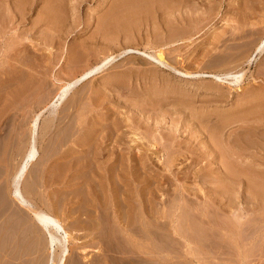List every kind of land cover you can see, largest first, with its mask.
<instances>
[{"label":"rangeland","instance_id":"obj_1","mask_svg":"<svg viewBox=\"0 0 264 264\" xmlns=\"http://www.w3.org/2000/svg\"><path fill=\"white\" fill-rule=\"evenodd\" d=\"M156 1L150 0L151 4L142 1L138 9L132 4L133 0H0V264H56L59 260L61 249L57 245L49 246L46 230L31 214L34 209L55 216L68 232L69 255L65 256L63 264H94L96 261L99 264H264V187L260 190L258 184L253 189L240 186L234 190V185L218 188L210 184L217 174L214 167L222 160L209 157L207 147L209 130L226 128L220 137L223 140L226 135H233L237 126L246 128L251 123L254 126V120L259 121L255 124L259 126L264 121V52L252 53L249 64L247 58L240 55L243 59L240 60L235 55L240 51L238 48L227 52L222 44L217 48L213 44L214 39L227 37L234 29L240 35L242 26L246 30L249 25L258 29L256 44L264 40V0H214L211 3L205 0L202 4L201 0H169L170 4L168 0ZM195 4L198 7L194 8ZM170 5L175 9L178 6L175 11L179 13ZM204 6L212 9L216 18L195 34L200 25L194 28L197 22L190 20L191 23L186 14L196 13V8L199 13ZM165 10L173 14L165 16ZM181 13L186 22L179 17ZM168 14L181 22L167 18ZM166 27H170V31ZM167 30L171 32L169 36L165 33ZM157 55L163 65L147 58ZM221 56H225L224 63ZM104 58L112 62L103 72L74 87L65 101L56 100L65 84ZM164 62L195 76L200 73L223 78L226 74L244 75L237 83L231 77L222 82L202 75L201 78H185L172 74ZM235 119H239L237 124ZM242 121L245 122L242 124ZM110 126L113 129L118 126V131L111 128L110 132ZM111 133L113 137L109 136ZM95 135L99 143L103 136L113 138L103 140L104 144L101 142L104 156L89 158L85 153L87 149L76 151L81 150L82 145L78 140L88 136L97 141L94 147L99 145ZM239 135L237 139L248 140L244 132ZM33 138L38 153L35 158L27 159L33 149ZM255 142L259 150L263 149L262 141ZM25 161L28 166L20 189L31 203V209L20 205L12 196L14 177L19 175ZM90 161L92 168L87 165ZM114 161L111 173L106 172L105 165ZM262 163L264 161L257 169L261 172L264 171ZM253 167L254 172H260ZM259 177L261 175L243 178L247 183L252 178L260 182ZM45 234L47 244L43 248L40 242Z\"/></svg>","mask_w":264,"mask_h":264},{"label":"bare ground","instance_id":"obj_2","mask_svg":"<svg viewBox=\"0 0 264 264\" xmlns=\"http://www.w3.org/2000/svg\"><path fill=\"white\" fill-rule=\"evenodd\" d=\"M3 1H5V0H3ZM21 1V0H20ZM54 1V0H53ZM134 2H132V4L134 5V6H137L138 7V9L141 7H139V4L143 1H145L144 3L145 4H147V2H149L150 3V0H133ZM154 1H156V0H154ZM165 1V0H164ZM174 0H172L171 2H173ZM202 1V2H201ZM201 1H199L201 4L202 3H204V1L205 0H201ZM26 2V1H25ZM24 2V3H25ZM142 2V3H143ZM151 2H152V0H151ZM159 1H156L155 2V4H157ZM187 2V1H186ZM207 2V1H206ZM205 2V3H206ZM211 2H214V0H208V2L207 3H211ZM252 2V1H251ZM7 3V2H6ZM23 3V4H24ZM148 3V4H149ZM165 3V2H164ZM167 3V2H166ZM185 3V2H184ZM188 3V2H187ZM190 3V2H189ZM192 3V2H191ZM229 3V2H228ZM242 3H244V2H242ZM258 3V2H257ZM260 3V2H259ZM264 3V2H263ZM3 4V3H2ZM17 4V3H16ZM123 4H124V2H123ZM151 4V3H150ZM163 4V3H162ZM168 4H170L169 3V0H168ZM239 4V3H238ZM1 5V4H0ZM11 5V4H10ZM140 5H142V4H140ZM158 5V4H157ZM173 5V4H172ZM185 5H186V3H185ZM184 5V6H185ZM197 4H195V5H193L194 6V8H195V6H196ZM253 5H254V3H253ZM16 6V5H15ZM24 6V5H23ZM133 6V7H134ZM144 6V5H143ZM142 6V7H143ZM165 6V5H164ZM167 6H169V5H167ZM209 6V5H208ZM235 6V5H234ZM257 6V5H256ZM2 7V6H1ZM3 7H5L4 5H3ZM14 7V6H13ZM18 7V6H17ZM20 7V6H19ZM18 7V8H19ZM25 7V6H24ZM148 7V6H147ZM158 7V6H157ZM178 7V6H177ZM177 7H176V9H175V7H172L171 5H170V8H172L174 11L175 10H177ZM197 7H198V5H197ZM201 7H203V6H201ZM205 7V9H200L201 11L199 12V10H198V12L199 13H197V8L196 9H194V10H196V13H192V14H190V13H187V12H189V11H185L187 14H190L189 16H187V14H186V19L187 20H193L192 22H197V24L196 25H194V28L196 27V26H199L200 25V27H197L196 29H195V31H194V33L195 32H198L201 28H203L204 26H206L207 24H209L213 19H215L214 18V16H216L215 14L213 15L212 13L213 12H211V10L212 9H210L211 7H213V6H209L208 8H209V10L208 9H206V6H204ZM242 7V6H241ZM253 7V6H252ZM260 7V6H259ZM9 8V7H8ZM7 8V9H8ZM55 8V7H54ZM116 8V7H115ZM135 8V7H134ZM133 8V9H134ZM144 8V7H143ZM160 8V7H159ZM164 8V7H163ZM254 8H256V7H254ZM3 9V8H2ZM15 9H17V8H15ZM20 9V8H19ZM130 9V8H129ZM132 9V10H133ZM142 9V8H141ZM146 9V8H145ZM162 9V8H161ZM166 9V8H165ZM169 9V8H168ZM171 9V10H172ZM184 9V8H183ZM190 9V8H189ZM191 9H192V7H191ZM250 9V8H249ZM264 9V8H263ZM3 10H5V9H3ZM2 10V11H3ZM48 10V9H47ZM147 10V9H146ZM163 10V9H162ZM186 10V9H185ZM193 10V9H192ZM1 11V10H0ZM6 11V10H5ZM17 11H18V9H17ZM121 11V10H120ZM136 11V10H135ZM178 11V10H177ZM177 11H175V12H177ZM252 11H254L253 9H252ZM4 12V11H3ZM20 12V11H19ZM23 12V11H22ZM141 12V11H140ZM160 12V11H159ZM170 12H172V11H167L166 12V10H165V16H166V14L167 13H170ZM174 12V13H175ZM181 12V11H180ZM183 12V11H182ZM190 12H192V11H190ZM194 12V11H193ZM1 13V12H0ZM47 13V12H46ZM161 13H163V12H161ZM177 13H179V12H177ZM237 13V12H236ZM248 13V12H247ZM246 13V14H247ZM254 13V12H253ZM5 14V13H4ZM19 14V13H18ZM43 14V13H42ZM116 14H118V13H116ZM151 14V13H150ZM170 14H173V13H170ZM176 14V13H175ZM182 14L183 13H181V15H179V17L181 16L182 17V22H186L185 21V15L183 14V16H182ZM244 14V13H243ZM6 15V14H5ZM9 15V14H8ZM169 15V14H168ZM240 16H242L241 15V13L239 14ZM253 15V14H252ZM259 15V14H258ZM1 16V15H0ZM7 16V15H6ZM19 16V15H18ZM150 16V15H149ZM160 16V15H159ZM162 16V15H161ZM174 16H178V15H174ZM228 16V15H227ZM9 17H11V16H9ZM41 17V16H40ZM53 17V16H52ZM124 17V16H123ZM127 17V16H126ZM145 17V16H144ZM143 17V18H144ZM170 17H172V16H170L169 15V17H167V18H170ZM180 17V18H181ZM232 17V16H231ZM256 17V16H255ZM259 17V16H258ZM1 18V17H0ZM12 18V17H11ZM116 18H117V16H116ZM152 18V17H151ZM174 18V20L175 21H180V20H177L175 17H173ZM173 18H170L171 20H173ZM180 18H178V19H180ZM239 18V17H238ZM248 18V17H247ZM250 18V17H249ZM262 18V17H261ZM2 19V18H1ZM3 19H4V17H3ZM6 19V18H5ZM61 19V18H60ZM64 19V18H63ZM160 19V18H159ZM164 19V18H163ZM241 19V18H240ZM245 19V18H244ZM105 20V19H104ZM119 20V19H118ZM152 20V19H151ZM170 20V21H171ZM239 20V19H238ZM9 21V20H8ZM11 21V20H10ZM20 21V20H19ZM23 21V20H22ZM50 21V20H49ZM155 21V20H154ZM175 21H173V22H175ZM246 21H247V19H246ZM258 21V20H257ZM5 22V21H4ZM3 22V23H4ZM21 22V21H20ZM122 22V21H121ZM150 22V21H149ZM162 22V21H161ZM181 22V21H180ZM191 22V21H190ZM191 22V23H192ZM240 22V21H239ZM248 22V21H247ZM19 23V22H18ZM24 23V22H23ZM153 23V22H152ZM151 23V24H152ZM188 23L189 22H187V25H188ZM244 23H245V21H244ZM256 23V22H255ZM7 24V23H6ZM5 24V25H6ZM10 24V23H9ZM57 24H58V22H57ZM146 24V23H145ZM144 24V25H145ZM150 24V23H149ZM150 24V25H151ZM195 24V23H194ZM245 24H247V23H245ZM4 25V26H5ZM11 25V24H10ZM33 25V24H32ZM182 25V24H181ZM191 24L189 23V25L188 26H190ZM202 25V26H201ZM243 25V24H242ZM241 25V26H242ZM248 25V24H247ZM256 25V24H255ZM164 26H166V25H164ZM240 26V27H241ZM245 26V25H244ZM250 26V25H249ZM248 26V29H246V30H244V28H243V26H242V29H243V31H241L239 34L240 35H237L238 33H236L234 30H233V33H230V35H228L227 37L225 36V37H223V36H220V37H218V38H216V39H214V46L216 47V46H218L219 44H222V46H223V48L225 49L224 51H231V50H236L237 51V49L236 48H238V50H240L239 52H236L237 54H235L239 59H240V55L242 56V58L243 59H245V58H247L246 60V62H248L249 64H250V59H252V53H256L257 52V54L258 53H263L264 52V40L262 39V41H260V42H258L257 44H256V39H255V37H256V34H257V30L255 29V27H253L252 28V26L253 25H251V27H249ZM262 26V25H261ZM3 27V26H2ZM7 27V26H6ZM12 27V26H11ZM191 28H192V26H190ZM245 27H247V26H245ZM263 27V26H262ZM124 28V27H123ZM128 28V27H127ZM145 28V27H144ZM162 28V27H161ZM166 28H168V27H166ZM170 28V27H169ZM168 28V30L170 31V29ZM173 28V27H172ZM180 28V27H179ZM193 28V29H194ZM261 28V27H260ZM175 29V28H174ZM183 29H185V28H183ZM204 29V28H203ZM203 29H201V30H203ZM237 29H238V27H237ZM240 29V28H239ZM241 29V30H242ZM10 30V29H9ZM44 30V29H43ZM121 30H122V28H121ZM127 30V29H126ZM163 30V29H162ZM165 30V29H164ZM163 30V31H164ZM168 30H167V32H165V33H168ZM176 30V29H175ZM174 30V31H175ZM261 30V29H260ZM59 31V30H58ZM98 31V30H97ZM173 31V30H172ZM173 31V32H174ZM206 31V30H205ZM131 32V31H130ZM160 32V31H159ZM158 32V33H159ZM234 32L236 33V34H234ZM238 32V31H237ZM113 33V32H112ZM156 33V32H155ZM171 33V32H170ZM170 33H168V36L170 35ZM176 33H178V32H176ZM185 33V32H184ZM189 32H187V33H185V34H188ZM202 33V32H201ZM208 33V32H207ZM216 33V32H215ZM241 33H242V35H241ZM105 34H106V32H105ZM195 34H197V33H195ZM206 34V33H205ZM226 34V33H225ZM224 34V35H225ZM128 35V34H127ZM156 35V34H155ZM155 35H154V37H155ZM158 35V34H157ZM172 35V34H171ZM177 35H179V34H177ZM215 35V34H214ZM260 35V33H258V36ZM106 36V35H105ZM111 36H112V34H111ZM160 36V35H159ZM164 36H166V35H164ZM167 36V37H168ZM185 36V35H184ZM183 36V37H184ZM201 36V35H200ZM110 37V36H109ZM116 37V36H115ZM131 37V36H130ZM157 37V36H156ZM153 38V37H152ZM162 38V37H161ZM169 38V37H168ZM170 38H172V36L170 37ZM174 38V37H173ZM177 38V37H176ZM175 38V39H176ZM179 38V37H178ZM105 39V38H104ZM145 39V38H144ZM147 39V38H146ZM162 39H164V38H162ZM167 39V38H166ZM174 39V41H176ZM169 40H171V39H169ZM178 40V39H177ZM164 41L166 42V40L164 39ZM185 41V40H184ZM242 41V43H237V42H241ZM161 42H162V40H161ZM228 42H231L232 44L230 45ZM95 43V42H94ZM169 43H170V41H169ZM260 43V44H259ZM227 44H229V45H227ZM202 45V44H201ZM221 46V47H222ZM182 47V46H181ZM215 47H212V48H215ZM8 48H10V47H8ZM99 48V47H98ZM217 48V47H216ZM220 48V47H219ZM241 48H242V50H241ZM81 49V48H80ZM9 50V49H8ZM203 50V49H202ZM214 50V49H213ZM94 51V50H93ZM185 51V50H184ZM222 51V50H221ZM77 52V51H76ZM178 52V51H177ZM207 52H209V51H207ZM235 52V51H234ZM251 52V54H249ZM22 53V52H21ZM95 53V52H94ZM78 54V53H77ZM208 54V53H207ZM223 54V53H222ZM226 54V53H225ZM74 55V54H73ZM72 55V56H73ZM82 55V54H81ZM160 55V54H159ZM159 55H157L158 57H156V58H153V57H151V56H147V58L148 57H150V58H152V59H154V60H156V61H158L159 63H160V65H163V60H162V58L160 59L159 58ZM200 55V54H199ZM228 55H231L232 56V53H228ZM228 55H226V59H228L227 57H228ZM235 55H233V57H232V59L235 57ZM83 56V55H82ZM122 56V55H121ZM161 56H162V54H161ZM160 56V57H161ZM198 56V55H197ZM215 56V55H214ZM220 56V55H219ZM231 56L229 57V58H231ZM69 57V56H68ZM84 57V56H83ZM82 57V58H83ZM222 57V56H221ZM225 57V56H224ZM224 57H222V60L224 59V60H226ZM237 57H236V61L238 60L237 59ZM251 57V58H250ZM74 58V57H73ZM77 58H79V57H77ZM85 58V57H84ZM90 58V57H89ZM98 58V57H97ZM109 58V57H108ZM108 58H104L101 62H99L98 64H96V65H94L93 67H91V68H89L88 70H84L85 72L84 73H81V75H79L77 78H75L74 80H72V81H70V82H68L67 84H65L66 86H64L63 88H61V91L59 92V94H58V99H56L57 101H65V98L67 97V95H68V93L74 88V87H76V86H78L80 83H82L83 81H85V80H88V78H92L93 76H95V75H97V74H100L101 72H103L104 70H105V68L108 66V64L110 63V62H112L111 60H109ZM172 58V57H171ZM199 58V57H198ZM240 59V60H243V59ZM263 58V57H262ZM261 58V59H262ZM58 59V58H57ZM111 59H112V57H111ZM219 59V58H218ZM14 60V59H13ZM73 60V59H72ZM78 60H80V59H78ZM82 60H84V59H82ZM167 60V59H166ZM173 60V59H172ZM203 60V59H202ZM221 60V59H220ZM221 60V61H222ZM224 60H223V62L222 63H224ZM231 60V59H230ZM235 60V59H234ZM239 60V61H240ZM71 61V60H70ZM74 61V60H73ZM81 61V60H80ZM123 61V60H122ZM180 61V60H179ZM189 61V60H188ZM208 61V60H207ZM220 61V62H221ZM229 61V60H228ZM227 61V62H228ZM264 61V60H263ZM173 61H171V63H172ZM252 62V61H251ZM72 63V62H71ZM79 63V62H78ZM166 62H164V64H165ZM175 63H177V62H175ZM205 63V62H204ZM214 63V62H213ZM229 63H231L230 61H229ZM209 64V63H208ZM241 64V63H240ZM244 64V63H243ZM248 64V65H249ZM85 65H87V64H85ZM175 65V64H174ZM221 65V64H220ZM78 66V65H77ZM84 66V65H83ZM165 66L166 67H168V68H170V70H172L173 72H171L172 74L173 73H176L178 76L180 75V76H182V77H185V78H192V77H197V78H199L201 75H202V77L203 76H205V77H207V78H212L214 81H216V82H222L224 79L225 80H227L229 77H231V78H233V80H235V82L237 83V82H239L238 80L239 79H241V77L244 75V74H241V75H232V74H226V76H225V74H224V76L226 77V78H223L222 76H219V75H216V74H211V73H203V74H199V75H197L196 74V76L194 75V74H190V73H186V72H182V71H179V70H177L176 68H174V67H171L170 65H166L165 64ZM224 66H226V63H225V65ZM237 66V65H236ZM109 67H110V65H109ZM163 67V66H162ZM165 67V68H166ZM179 67V66H178ZM186 67V66H185ZM36 68V67H35ZM73 68V67H72ZM78 68V67H77ZM81 68V67H80ZM167 68V69H168ZM231 68H233V67H231ZM230 68V69H231ZM13 69V68H12ZM15 69V68H14ZM70 69V68H69ZM68 69V70H69ZM185 69V68H184ZM193 69V68H192ZM22 70V69H21ZM36 70V69H35ZM169 70V71H170ZM262 70H264V69H262ZM70 71V70H69ZM222 71V70H221ZM227 71V70H226ZM229 71V70H228ZM24 72V71H23ZM74 72V71H73ZM76 72H77V70H76ZM241 72V71H240ZM5 73V72H4ZM11 73V72H10ZM214 73V72H213ZM230 73V72H229ZM232 73V72H231ZM261 73H262V71H261ZM29 74V73H28ZM48 74V73H47ZM142 74V73H141ZM220 74V73H219ZM11 75V74H10ZM130 75V74H129ZM12 76H14V75H12ZM24 77V76H23ZM141 77V76H140ZM161 77V76H160ZM6 78H8V77H6ZM14 78V77H13ZM12 78V79H13ZM28 78V77H27ZM32 78H34V77H32ZM71 78V77H70ZM101 78V77H100ZM109 78V77H108ZM107 78V79H108ZM201 78V77H200ZM204 78V77H203ZM10 79V78H9ZM23 79V78H22ZM35 80V79H34ZM3 80H1V82H2ZM5 81V80H4ZM8 81V80H7ZM12 81V80H11ZM14 81V80H13ZM25 81H27L26 79H25ZM33 82V81H32ZM127 82V81H126ZM228 82V81H227ZM14 83V82H13ZM27 83V82H26ZM104 83V82H103ZM9 84V83H8ZM116 84V83H115ZM215 84V83H214ZM2 85V84H1ZM16 85V84H15ZM31 85H34V84H31ZM129 85V84H128ZM21 85H19V87H20ZM105 86V85H104ZM121 86V85H120ZM216 86H217V84H216ZM219 86V85H218ZM22 87V86H21ZM20 87V88H21ZM107 87V86H106ZM170 87V86H169ZM214 87V86H213ZM9 88V87H8ZM25 88H27V87H24V89ZM29 88H31V87H29ZM108 88V87H107ZM118 88V87H117ZM116 88V89H117ZM120 88H122V87H120ZM203 88V87H202ZM6 89V88H5ZM40 89V88H39ZM124 89V88H123ZM126 89V88H125ZM170 89V88H169ZM173 89V88H172ZM18 90V89H17ZM32 90V89H31ZM53 90V89H52ZM89 90V89H88ZM145 90V89H144ZM19 91H20V89H19ZM27 91H28V88H27ZM48 91V90H47ZM13 92H15V91H13ZM21 92V91H20ZM26 92V91H25ZM88 92V91H87ZM129 92V91H128ZM136 92V91H135ZM155 92V91H154ZM166 92H168V91H166ZM181 92V91H180ZM16 93V92H15ZM14 93V94H15ZM81 93H82V91H81ZM83 93H85V92H83ZM91 93V92H90ZM109 93V92H108ZM115 93V92H114ZM117 93V92H116ZM177 93V92H176ZM3 94V93H2ZM1 94V95H2ZM80 94V93H79ZM93 94V93H92ZM157 94H158V92H157ZM13 95V94H12ZM16 95H17V93H16ZM82 95V94H81ZM131 95V94H130ZM134 95V94H133ZM132 95V96H133ZM136 95H137V93H136ZM165 95V94H164ZM7 96V95H6ZM139 96V95H138ZM156 96H158V95H156ZM167 96H168V94H167ZM172 96V95H171ZM180 96H182V95H180ZM20 96H18V98H19ZM57 97V96H56ZM80 97V96H79ZM137 97V96H136ZM143 97H144V95H143ZM149 97V96H148ZM160 97V96H159ZM47 98V97H46ZM84 98H85V96H84ZM88 98V97H87ZM86 98V99H87ZM152 98H153V96H152ZM10 99V98H9ZM21 99V98H20ZM32 99V98H31ZM39 99V98H38ZM68 99V98H67ZM78 99V98H77ZM86 99H84V100H86ZM125 99V98H124ZM133 99V98H132ZM146 99V98H145ZM144 99V100H145ZM157 99H158V97H157ZM160 99V98H159ZM1 100V99H0ZM28 100V99H27ZM30 100V99H29ZM47 100V99H46ZM45 100V101H46ZM74 100V99H73ZM137 100V99H136ZM150 100V99H149ZM179 100V99H178ZM14 101V100H13ZM31 101V100H30ZM40 101V100H39ZM67 101V100H66ZM71 101V100H70ZM107 101V100H106ZM185 101V100H184ZM4 102V101H3ZM9 102V101H8ZM15 102V101H14ZM23 102V101H22ZM41 102V101H40ZM79 102V101H78ZM136 102V101H135ZM143 102V101H142ZM160 102V101H159ZM158 102V103H159ZM169 102V101H168ZM191 102V101H190ZM193 102V101H192ZM251 102V101H250ZM5 103H7V102H5ZM21 102H19V104H20ZM81 103V102H80ZM157 103V104H158ZM184 103V102H183ZM24 104V103H23ZM41 104V103H40ZM58 104H60V103H58ZM67 104H70V102L69 103H67ZM75 104V103H74ZM143 104V103H142ZM7 105V104H6ZM149 105V104H148ZM148 105H147V107H148ZM151 105H153V104H151ZM244 105V104H243ZM54 106V105H53ZM79 106H80V104H79ZM94 106H95V104H94ZM172 106V105H171ZM245 106V105H244ZM243 106V107H244ZM250 106V105H249ZM257 106V105H256ZM255 106V107H256ZM262 106V105H261ZM21 107H23V106H21ZM34 107H35V105H34ZM72 107H74V106H72ZM93 107V106H92ZM134 107V106H133ZM135 107H136V105H135ZM175 107V106H174ZM241 107V106H240ZM247 107V106H246ZM253 107V106H252ZM65 109H67V108H65ZM81 109V108H80ZM140 109V108H139ZM144 109V108H143ZM184 109V108H183ZM234 109V108H233ZM245 109V108H244ZM255 109V108H254ZM258 109H260V108H258ZM257 109V110H258ZM246 110H247V108H246ZM253 110V109H252ZM252 110H250L251 112H252ZM63 111H65V110H63ZM83 111V110H82ZM139 111H141V110H139ZM145 111V110H144ZM154 111V113H155V110H153ZM160 111H161V107H160ZM185 111V110H184ZM239 111V110H238ZM260 111V110H259ZM67 112V111H66ZM136 112V111H135ZM143 112V111H142ZM163 112V111H162ZM161 112V113H162ZM188 112V111H187ZM258 112V111H257ZM262 112V111H261ZM261 112H259V113H261ZM145 113H147V112H145ZM157 113V112H156ZM207 113V112H206ZM249 113V112H248ZM263 113V112H262ZM73 114V113H72ZM101 114V113H100ZM137 114V113H136ZM139 114V113H138ZM141 114V113H140ZM165 115H166V113H164ZM173 114V113H172ZM189 114V113H188ZM164 115V116H165ZM194 115V114H193ZM245 115V114H244ZM249 115V114H248ZM264 115V113L262 114V116ZM39 116V115H38ZM129 116V115H128ZM136 116V115H135ZM162 116H163V114H162ZM163 116V117H164ZM232 116H234V114L232 115ZM235 116H237V115H235ZM247 116V115H246ZM246 116H245V118H246ZM261 116V115H260ZM155 117V116H154ZM166 117V116H165ZM170 117V116H169ZM209 117V116H208ZM240 117V116H239ZM39 118V117H38ZM63 118V117H62ZM137 118V117H136ZM211 118V117H210ZM241 118V117H240ZM257 118V117H256ZM261 118H263V117H261ZM145 119H146V117H145ZM248 119V118H247ZM74 120V119H73ZM147 120V119H146ZM197 120H199V119H197ZM201 120V119H200ZM218 120V119H217ZM220 121H222L221 119H219ZM236 120V122H234L235 124H237V122H238V120L239 119H235ZM242 120H243V117H242ZM259 120H261V119H259ZM263 120V119H262ZM75 121V120H74ZM204 121V120H203ZM232 121V120H231ZM247 121V120H246ZM95 122V121H94ZM152 122V121H151ZM213 122V121H212ZM215 122V121H214ZM213 122V123H214ZM245 122V121H244ZM243 121H242V124L244 123ZM248 123H250L249 122V120L247 121ZM252 122V121H251ZM253 122H255V124H257L259 121H253ZM49 123V122H48ZM147 123V122H146ZM159 123V122H158ZM233 122H231V124H232ZM241 123V122H240ZM248 123H245V124H248ZM57 124V123H56ZM82 124V123H81ZM114 124H115V122H114ZM200 124V123H199ZM216 125L218 124V123H215ZM223 125H224V127H225V124H224V122L222 123ZM255 124H254V126L252 125V123L250 124V125H246V128L245 127H243V126H245V125H243V126H237L238 128L236 129V130H233L232 132H235L233 135L230 133L228 136H227V138H226V136H225V138L222 140L220 137H222L224 134H223V131H226V128L224 129H222V128H220V130H219V128H216L215 130H214V126H213V132H210V130H209V132H208V134H207V136L209 137V146H207L209 149H210V151H208L209 152V154H208V156L209 157H213V158H219L218 160H222V162L220 163V164H218L217 165V167L215 166L214 167V170H215V172H217V174L215 175V178L214 179H212V181H209V183L210 184H213V186H215V187H220L221 185H231V186H235L234 187V190L236 189V187H238V189H240L239 187L240 186H246V187H248V188H251V189H253V186H255V185H258V184H260L261 186H258V187H260V190H261V187H264V171H260V169L259 170H257L258 168H259V166H261V165H259L260 164V162L261 161H264V159H262V158H264V155H260L259 153L260 152H263L264 153V147H263V143H264V127H262V125H264V121L262 122V124L261 125H256L255 126ZM110 125V124H109ZM123 125V124H122ZM241 125V124H240ZM206 126V125H205ZM226 126H227V128H228V125L226 124ZM230 126V125H229ZM95 127V126H94ZM119 127H120V125H119ZM118 126H116V127H114V129H113V126L111 127L110 126V132H111V128L113 129V130H115L116 132L118 131V128H119ZM181 127V126H180ZM202 127V126H201ZM204 127V126H203ZM208 127L209 126H207V129H208ZM221 127V126H220ZM232 127V126H231ZM63 128V127H62ZM82 128V127H81ZM109 128V127H108ZM130 128V127H129ZM179 128V127H178ZM200 128V127H199ZM212 128V127H211ZM70 129V128H69ZM73 129V128H72ZM106 129V128H105ZM131 129V128H130ZM197 129V128H196ZM203 129V128H202ZM57 130V129H56ZM59 130V129H58ZM120 130V129H119ZM132 130V129H131ZM176 130V129H175ZM205 130H206V128H205ZM212 130V129H211ZM65 131V130H64ZM63 131V132H64ZM93 131V130H92ZM102 131V130H101ZM106 131H108L109 132V130L107 129ZM147 131V130H146ZM193 131V130H192ZM81 132V131H80ZM114 132V131H113ZM136 132V131H135ZM169 132V131H168ZM228 132V131H227ZM229 132H230V130H229ZM241 132H244L245 133V135L247 136V139L248 140H246L245 141V139H244V141H243V137H242V141L241 140H239V139H237L238 138V136H240L239 134L241 133ZM96 133V132H95ZM99 133V132H98ZM120 133V132H119ZM147 133V132H146ZM177 133V132H176ZM74 134V133H73ZM113 134H115V133H113ZM123 134V133H122ZM122 134H120V135H122ZM125 134V133H124ZM180 134V133H179ZM183 134V133H182ZM226 134V133H225ZM94 135V134H93ZM93 135H92V137H93ZM99 135V134H98ZM120 135H119V137H120ZM167 135V134H166ZM238 135V136H237ZM65 136V135H64ZM90 136V135H89ZM89 136H88V138H81V139H83V140H78L79 142H80V145H81V147L79 148V149H81V150H76L77 152L78 151H80V152H85V150H86V152L85 153H87V155H88V157L90 156V157H95V158H97V157H102V155H103V150H105V149H102V148H104V147H102L101 145V142H103V144H104V141L103 140H106L107 138H104V136L100 139V143H99V140H98V138H96V136L97 135H95L94 137L98 140V143H99V145L97 146L96 144V146L94 147V143H97V141L96 140H92L91 138H89ZM102 136V135H101ZM109 136H112V133L109 135ZM124 135H122L121 137H123ZM173 136V135H172ZM181 136V135H180ZM245 136V137H246ZM75 137V136H74ZM82 137H84V136H82ZM113 137V136H112ZM108 138L109 140H112L113 138ZM125 137V136H124ZM127 137V136H126ZM61 138V137H60ZM241 138V137H240ZM249 138H250V140H249ZM254 138V139H253ZM107 139V140H108ZM119 139V138H118ZM116 140V139H115ZM121 140V139H120ZM118 141V142H121L122 141V144H123V138H122V140L121 141ZM156 140V139H155ZM58 141V140H57ZM96 141V142H95ZM166 141V140H165ZM255 141H259L260 143H261V141H262V144H261V146L260 147H263V149L262 148H260V150H259V148H258V145L256 144V142ZM62 142V141H61ZM182 142V141H181ZM247 142V143H246ZM253 142H255V144H256V146H254L255 144L253 143ZM35 142H34V138H33V149L28 153V155H27V159H33V158H35L36 157V155H37V150L35 149V144H34ZM76 143H78V142H76ZM138 143V142H137ZM165 143V142H164ZM179 143V142H178ZM70 144V143H69ZM112 144V143H111ZM120 144V143H119ZM118 144V145H119ZM201 144V143H200ZM254 144V145H253ZM78 145V144H77ZM127 145V144H126ZM137 145V144H136ZM156 145V144H155ZM163 145V144H162ZM182 145V144H181ZM185 145V144H184ZM183 145V146H184ZM50 146V145H49ZM62 146V145H61ZM79 146V145H78ZM88 146H89V148H88ZM108 146V145H107ZM115 146V145H114ZM121 146H123V145H121ZM164 146V145H163ZM178 146V145H177ZM204 147V146H203ZM255 147H257L258 149V151L256 150V148ZM49 148V147H48ZM55 148V147H54ZM162 148H164V147H162ZM206 148V147H205ZM84 149V150H83ZM110 149V148H109ZM112 149V148H111ZM128 149H130V148H128ZM208 149V150H209ZM250 149H255L254 151H251ZM250 150V151H249ZM75 151V152H76ZM107 151V150H106ZM114 151H115V149H114ZM129 152H130V150H128ZM160 151V150H159ZM158 151V152H159ZM192 151V150H191ZM67 152V151H66ZM71 152V151H70ZM120 152H121V150H120ZM176 152V151H175ZM174 152V153H175ZM186 152V151H185ZM198 152V151H197ZM207 152V151H206ZM55 153V152H54ZM79 153V152H78ZM156 153V152H155ZM196 153V152H195ZM200 153V152H199ZM117 154V153H116ZM170 154V153H169ZM185 154V153H184ZM198 154V153H197ZM196 154V155H197ZM204 154V153H203ZM262 154V153H261ZM101 155V156H100ZM110 155V154H109ZM202 155V154H201ZM205 155V154H204ZM204 155H202L203 157H204ZM78 156V155H77ZM80 156V155H79ZM104 156V155H103ZM193 156H195V155H193ZM206 156V155H205ZM67 157V156H66ZM89 157V158H90ZM109 157V156H108ZM88 158V159H89ZM194 158V157H193ZM196 158V157H195ZM200 158V157H199ZM120 159V158H119ZM134 159H135V157H134ZM140 159V158H139ZM169 159V158H168ZM174 159V158H173ZM91 160V159H90ZM115 160V159H114ZM190 160V159H189ZM198 160V159H197ZM220 160V161H221ZM57 161V160H56ZM67 161V160H66ZM79 161V160H78ZM96 161V160H95ZM95 161H93V162H95ZM122 161V160H121ZM166 161V160H165ZM27 161H25L23 164V166L21 165V167H20V172H19V175H17L16 177H14V180H13V190H12V196L20 203V205H22V206H24V207H29L30 209H31V203H29L27 200H26V198L24 197V195H23V193L21 192V189H20V182H21V180L24 178V173H25V170L27 169V166H28V163H26ZM70 162V161H69ZM105 162V161H104ZM116 161H114L113 163H110V165H105V171L106 172H108V173H111V169L113 168L112 167V165L114 166L116 163H115ZM168 162V161H167ZM218 162V161H217ZM59 163V162H58ZM63 163V162H62ZM61 163V164H62ZM77 163V162H76ZM84 163V162H83ZM106 163H107V161H106ZM105 163V164H106ZM127 163V162H126ZM147 163V162H146ZM171 163V162H170ZM61 164H59V165H61ZM74 164V163H73ZM104 164V163H103ZM123 164V163H122ZM142 164V163H141ZM251 164H253L254 165V167L253 168H255V171H260V172H254V170L252 169V166L253 165H251ZM263 164V163H262ZM65 165V164H64ZM87 165H89V168H92L91 167V165H92V162L90 161V162H88V164ZM213 165V164H212ZM259 165V166H258ZM264 165V164H263ZM97 166V165H96ZM118 166V165H117ZM167 166V165H166ZM211 166V165H210ZM209 166V167H210ZM257 168H256V167ZM67 167V166H66ZM70 167V166H69ZM157 167V166H156ZM169 169H170V164H169ZM203 167V166H202ZM73 168V167H72ZM88 168V167H87ZM95 168V167H94ZM173 168V167H172ZM190 168V167H189ZM211 168V167H210ZM263 168V167H262ZM54 169V168H53ZM70 169V168H69ZM125 169H126V167H125ZM203 169V168H202ZM206 169V168H205ZM60 170V169H59ZM93 170V169H92ZM91 170V171H92ZM97 170V169H96ZM95 170V171H96ZM188 170V169H187ZM213 170V169H212ZM251 170H253V171H251ZM262 170H264V168L262 169ZM83 171V170H82ZM87 172V171H86ZM98 171H96V173H97ZM113 172V171H112ZM152 172V171H151ZM254 172V173H253ZM55 173V172H54ZM94 173V172H93ZM99 173V172H98ZM172 173V172H171ZM203 173V172H202ZM214 173V172H213ZM158 174V173H157ZM56 175V174H55ZM74 175V174H73ZM125 175V174H124ZM188 175V174H187ZM198 175V174H197ZM214 175V174H213ZM212 175V176H213ZM232 175H235V176H237V177H233V178H239V177H241L242 176V178L243 177H246L247 178V175H249V176H251V175H255V176H257V175H261V177H259V178H261L262 180L260 181V182H258V181H255V179H250V181L249 182H247L246 183V181H245V179L244 180H240V179H237L238 181H236V179H235V181H234V179L232 178L231 179V177H232ZM58 176V175H57ZM60 177V176H59ZM94 177V176H93ZM100 177V176H99ZM107 177V176H106ZM106 177H104L105 179H106ZM196 177V176H195ZM84 178V177H83ZM194 178V177H193ZM212 178V177H211ZM210 178V179H211ZM109 179V178H108ZM184 179V178H183ZM91 180V179H90ZM93 180H96V179H94L93 178ZM205 180H206V178H205ZM108 181V180H107ZM90 182V181H89ZM93 182V181H92ZM100 181H98V183H99ZM105 182V181H104ZM208 182V181H207ZM86 183V182H85ZM88 183V182H87ZM86 183V184H87ZM91 183V182H90ZM209 183H207V184H209ZM82 184V183H81ZM101 184V183H100ZM105 184V183H104ZM114 184V183H113ZM172 184V183H171ZM89 185V184H88ZM93 185V184H92ZM98 185V184H97ZM95 186V185H94ZM105 186V185H104ZM209 187H211V186H209ZM214 188V187H213ZM217 188V189H218ZM231 188V187H230ZM242 188H244V187H242ZM256 188V187H255ZM91 189V188H90ZM121 189V188H120ZM216 189V190H217ZM232 189V188H231ZM230 189V190H231ZM250 189V190H251ZM100 190V189H99ZM226 190V189H225ZM256 190H257V188H256ZM255 190V191H256ZM264 190V189H263ZM259 191V190H258ZM220 191H218V193H219ZM232 192H234V191H232ZM231 192V193H232ZM247 192V191H246ZM260 192V191H259ZM217 193V192H216ZM244 193H245V191H244ZM95 194V193H94ZM118 194V193H117ZM220 194V193H219ZM218 194V195H219ZM247 194V193H246ZM249 194H251V196H253V197H256L255 196V194H252V193H249ZM119 195V194H118ZM256 195H257V193H256ZM223 196V195H222ZM230 196V195H229ZM28 197V196H27ZM227 198V197H226ZM242 198H243V196H242ZM262 198V197H261ZM234 199V198H233ZM124 200H125V198H124ZM217 200V199H216ZM258 200V199H257ZM260 200V199H259ZM119 201V200H118ZM231 201V200H230ZM246 201V200H245ZM32 202V201H31ZM116 202V201H115ZM217 202H219V201H217ZM253 202V201H252ZM204 203V202H203ZM206 203V202H205ZM211 203V202H210ZM228 203V202H227ZM244 203V202H243ZM234 204V203H233ZM248 204V203H247ZM206 205V204H205ZM220 205V204H219ZM116 206V205H115ZM211 206V205H210ZM231 206V205H230ZM248 206V205H247ZM246 206V207H247ZM255 206V205H254ZM257 206V205H256ZM118 207V206H117ZM215 207V206H214ZM234 207V206H233ZM262 207V206H261ZM28 208V209H29ZM207 208H209L208 206H207ZM211 208V207H210ZM29 209V210H30ZM227 209H229V208H227ZM31 211V210H30ZM34 211H35V209H34ZM32 211V215H33V218L42 226V228H44L45 230H46V232H47V234H48V243H49V246H53V245H57V247L58 248H60L61 249V251H60V258H59V260L57 261V263L56 264H63L64 263V259H65V256L68 254V243H69V234H68V232L61 226V223L60 222H58V219L55 217V216H53V215H51V214H49V213H47V212H44V211H42V210H37V211ZM56 211V210H55ZM116 211V210H115ZM199 212H200V210H198ZM141 212V211H140ZM202 212V211H201ZM208 212V211H207ZM224 212V211H223ZM222 212V213H223ZM130 213V212H129ZM198 213V212H197ZM205 213V212H204ZM215 213V212H214ZM226 213V212H225ZM259 213V212H258ZM123 214H125V213H123ZM220 214V213H219ZM224 214V213H223ZM126 215V214H125ZM205 215V214H204ZM203 215V216H204ZM123 216V215H122ZM128 216V215H127ZM138 216H139V213H138ZM198 216V215H197ZM218 216V215H217ZM229 217V216H228ZM148 219V218H147ZM209 219V218H208ZM211 219H212V217H211ZM252 219V218H251ZM260 219V218H259ZM141 220V219H140ZM202 220H203V218H202ZM216 220V219H215ZM215 220H214V222H215ZM228 220V219H227ZM120 221V220H119ZM199 221H200V219H199ZM217 221V220H216ZM203 223H204V221H202ZM213 222V223H214ZM218 222L219 221H217V224H218ZM254 222V221H253ZM125 223V222H124ZM201 223V222H200ZM207 222H205V224H206ZM216 223V222H215ZM126 224V223H125ZM219 224H221V223H219ZM218 224V225H219ZM226 224V223H225ZM224 224V225H225ZM32 225V224H31ZM207 225V224H206ZM213 225V224H212ZM216 225V224H215ZM228 225V224H227ZM114 226V225H113ZM205 226V225H204ZM208 226V225H207ZM214 226V225H213ZM237 226V225H236ZM253 226V225H252ZM232 227V226H231ZM240 227H242V225H240ZM121 228V227H120ZM124 228V227H123ZM122 228V229H123ZM179 228V227H178ZM233 228V227H232ZM239 228V227H238ZM31 229V228H30ZM174 229H176V228H174ZM207 229V228H206ZM205 229V231L207 232V230ZM211 229V228H210ZM209 229V230H210ZM261 229V228H260ZM128 230V229H127ZM181 230V229H180ZM202 230V229H201ZM216 230H217V228H216ZM216 230H214V231H216ZM233 230H235V229H233ZM249 230V229H248ZM256 230H257V228H256ZM259 230V229H258ZM258 230H257V233H258ZM154 231V230H153ZM193 231V230H192ZM204 231V232H205ZM213 231V232H214ZM236 231H237V228H236ZM241 231H242V229H241ZM233 232V231H232ZM148 233V232H147ZM178 233H180L181 234V232L179 231ZM185 233V232H184ZM180 234H178V236L180 235ZM211 234V233H210ZM229 234V233H228ZM242 234H243V232H242ZM261 234H263V233H261ZM182 235L183 234H181V238H182ZM198 235V234H197ZM189 236V235H188ZM205 236V235H204ZM213 236V235H212ZM218 236V235H217ZM220 236H221V233H220ZM234 236H235V234H234ZM248 236H249V234H248ZM258 236V235H257ZM191 237H194V236H191ZM259 237H260V235H259ZM61 238V239H60ZM185 237H183V239H184ZM187 238V237H186ZM202 238V237H201ZM222 238V237H221ZM205 239V238H204ZM219 239V238H218ZM261 239V238H260ZM191 240V239H190ZM262 240V239H261ZM166 241V240H165ZM189 241V240H188ZM195 241V240H194ZM216 241V240H215ZM219 242V241H218ZM165 243V242H164ZM181 243V242H180ZM197 243V242H196ZM199 243V242H198ZM214 243V245H215V242H213ZM222 243V242H221ZM182 244V243H181ZM205 243L203 242V245H204ZM217 244V243H216ZM220 244V243H219ZM210 245H213V244H210ZM213 245V246H214ZM231 245V244H230ZM259 245V244H258ZM264 245V244H263ZM62 246V247H61ZM225 246V245H224ZM219 247V246H218ZM222 247H223V245H222ZM230 247H232V246H230ZM211 248V247H210ZM225 249V248H224ZM234 249V248H233ZM232 249V250H233ZM237 250V249H236ZM235 250V251H236ZM263 250H264V248H263ZM166 251V250H165ZM192 251V250H191ZM196 251V250H195ZM250 251V250H249ZM190 252V251H189ZM214 252V251H213ZM222 253V252H221ZM264 255V254H263ZM213 258V257H212Z\"/></svg>","mask_w":264,"mask_h":264},{"label":"crops","instance_id":"obj_3","mask_svg":"<svg viewBox=\"0 0 264 264\" xmlns=\"http://www.w3.org/2000/svg\"><path fill=\"white\" fill-rule=\"evenodd\" d=\"M35 222H36V221H35ZM44 238H45V239H42V240H41V238H40V240H41L40 245H43V248H45V246H46V244H47V235H46V234L44 235ZM68 255H69V254H68ZM65 263H66V261H65ZM94 264H99V261H98V262L96 261Z\"/></svg>","mask_w":264,"mask_h":264}]
</instances>
